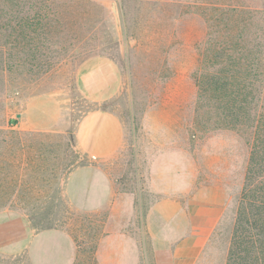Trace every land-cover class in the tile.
Returning <instances> with one entry per match:
<instances>
[{
    "label": "rangeland",
    "instance_id": "rangeland-1",
    "mask_svg": "<svg viewBox=\"0 0 264 264\" xmlns=\"http://www.w3.org/2000/svg\"><path fill=\"white\" fill-rule=\"evenodd\" d=\"M15 1L0 11V264H247L237 220L242 211L247 221V189L264 201V0H243L255 11L238 122L218 99L201 0H55L46 25L37 0ZM95 57L121 76L102 104L77 85ZM99 109L125 131L105 159L76 142L80 120ZM167 198L220 209L198 256L183 260L188 248L168 243L170 232L155 239L149 213Z\"/></svg>",
    "mask_w": 264,
    "mask_h": 264
},
{
    "label": "crops",
    "instance_id": "crops-1",
    "mask_svg": "<svg viewBox=\"0 0 264 264\" xmlns=\"http://www.w3.org/2000/svg\"><path fill=\"white\" fill-rule=\"evenodd\" d=\"M77 85L89 101L105 103L119 93L121 76L117 64L105 57L85 61L77 73ZM41 99H37L40 102ZM124 127L114 114L102 109L85 115L78 123L76 142L79 149L95 159L115 155L124 143ZM149 213V221H159L153 235L156 237L171 233L170 244L186 246L190 254L198 256L206 247L221 220L217 206L167 198L160 200ZM177 240V241H176ZM182 241V242H180ZM182 250V249H179Z\"/></svg>",
    "mask_w": 264,
    "mask_h": 264
},
{
    "label": "trees",
    "instance_id": "trees-1",
    "mask_svg": "<svg viewBox=\"0 0 264 264\" xmlns=\"http://www.w3.org/2000/svg\"><path fill=\"white\" fill-rule=\"evenodd\" d=\"M30 4L33 2L18 0L12 5L22 8ZM193 5L210 30L205 55H210L217 66L214 84L219 91L218 99L225 103L234 121L244 117L247 120V81L252 76L248 60L253 54L247 44V15L254 14L255 10L243 0H201L194 1ZM6 6L8 0H0V11ZM34 6L40 7L39 18L44 25L50 23L47 13L61 7L55 0H37ZM4 22L5 19L0 18V26ZM258 71L254 69V75ZM260 193L264 194V189ZM243 195L245 198L246 192ZM248 197L247 189V221L241 211L237 227L240 230L247 225V264H264V201H249Z\"/></svg>",
    "mask_w": 264,
    "mask_h": 264
}]
</instances>
